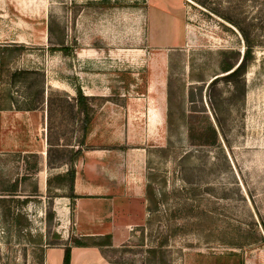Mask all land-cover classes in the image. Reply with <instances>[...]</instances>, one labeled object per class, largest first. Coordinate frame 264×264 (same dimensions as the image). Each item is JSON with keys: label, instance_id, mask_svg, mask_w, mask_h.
I'll list each match as a JSON object with an SVG mask.
<instances>
[{"label": "rangeland", "instance_id": "374dc122", "mask_svg": "<svg viewBox=\"0 0 264 264\" xmlns=\"http://www.w3.org/2000/svg\"><path fill=\"white\" fill-rule=\"evenodd\" d=\"M178 2L51 0L47 63L39 45L0 48L1 111L38 116L0 122V264H41L64 237L71 264L74 220L56 214L82 159L143 185V219L107 250L118 264H264V0Z\"/></svg>", "mask_w": 264, "mask_h": 264}, {"label": "crops", "instance_id": "0c3cea01", "mask_svg": "<svg viewBox=\"0 0 264 264\" xmlns=\"http://www.w3.org/2000/svg\"><path fill=\"white\" fill-rule=\"evenodd\" d=\"M50 2L51 0H0V47L39 45L45 48V60L47 63ZM159 2L162 4V1ZM159 9L158 11L163 14L162 12L164 11L161 12V9ZM166 10L168 11V9ZM179 35L177 36L183 37L182 33H179ZM173 37L175 38V34ZM162 39V43L167 39L170 40L166 33H164ZM164 44H166V41ZM23 56L19 60L22 61L24 59ZM18 70L30 71L25 68ZM45 72L48 74L47 69ZM47 91H45V94ZM42 106L41 129L46 125V119L48 118V99L45 104L43 101ZM36 113V110L31 107L15 108L13 111L5 113L0 110V122L1 124L5 122L4 118L9 115L13 118V123L15 122V124L21 121L20 124L22 125L32 126L34 122L37 124L38 116ZM14 137L16 136L14 135ZM18 137H23V134H19ZM13 142L15 143L16 139ZM5 151L7 152V150ZM1 152L4 151H0V155H3L4 153L1 154ZM23 153L32 152L26 150ZM43 154L44 152L42 151L41 155ZM85 162L89 163L86 165L89 169L94 167L95 170H104L111 166L101 164L96 159L79 160L77 166H75L72 202L69 197H63L61 210L60 207L57 208V219L64 221L66 218L71 217L74 220L73 235L84 244L72 246L71 264H118L111 259L107 250L117 249L127 242L131 238L130 228L137 226L138 222L143 219L145 215L143 185L142 183L141 185L132 184L129 187L130 191L122 189L119 186L121 184L120 181L126 180V178L121 179L120 173L123 167L120 166H117L116 170L113 171L117 175L112 178V181H114L112 184L106 182L107 180L102 183L103 180L101 178L98 179L99 181L95 180L93 175L87 171V168L85 169ZM42 172V170L38 171L35 175L39 183ZM99 173H101V170ZM43 180L45 184V177ZM107 235L111 237L110 245L99 246L93 244L96 241L103 240ZM90 240L93 241L91 242ZM59 241L61 242L59 245L44 248L41 264H61L63 262L62 249L66 246L67 238H61ZM55 251H57V257L53 256Z\"/></svg>", "mask_w": 264, "mask_h": 264}, {"label": "trees", "instance_id": "16d2710c", "mask_svg": "<svg viewBox=\"0 0 264 264\" xmlns=\"http://www.w3.org/2000/svg\"><path fill=\"white\" fill-rule=\"evenodd\" d=\"M245 40H246V50L244 52V55H243V58L241 60V62L236 66V67H233L229 64L225 65L223 67V71L224 72H230L226 77L227 79H232L236 76H240L242 74H244L246 68H247V62L249 61L250 57H251V53H252V43L250 42L249 38L247 36H245ZM11 47H19V46H3V47H0V48H4L5 50H9L11 49ZM21 47V46H20ZM63 51V49H62ZM77 94L79 96V98L82 100V99H85V97L79 92L77 91ZM85 108H83L82 112L84 114H86V109L84 110ZM1 110V108H0ZM88 119V118H87ZM89 123L90 121H86L85 124H84V127H83V133H84V136H86L87 134V127L89 126ZM69 173V172H67ZM73 180V175L71 173V181ZM0 204H1V200H0ZM110 235H107L104 237L103 240L101 241H96L94 242L93 244L94 245H99V246H103V245H110ZM75 245L77 246H81V245H84L81 241L79 240H75ZM69 259H70V255H69V246L66 248L65 250V256H64V264H69Z\"/></svg>", "mask_w": 264, "mask_h": 264}]
</instances>
